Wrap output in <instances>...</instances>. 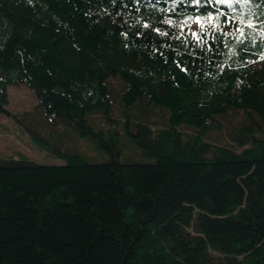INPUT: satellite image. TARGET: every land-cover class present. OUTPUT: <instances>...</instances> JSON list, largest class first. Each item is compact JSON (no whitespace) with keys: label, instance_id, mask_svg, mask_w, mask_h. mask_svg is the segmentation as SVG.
<instances>
[{"label":"trees","instance_id":"1","mask_svg":"<svg viewBox=\"0 0 264 264\" xmlns=\"http://www.w3.org/2000/svg\"><path fill=\"white\" fill-rule=\"evenodd\" d=\"M263 29L264 0H0V115L27 86L106 156H0V264H264Z\"/></svg>","mask_w":264,"mask_h":264},{"label":"rangeland","instance_id":"2","mask_svg":"<svg viewBox=\"0 0 264 264\" xmlns=\"http://www.w3.org/2000/svg\"><path fill=\"white\" fill-rule=\"evenodd\" d=\"M252 27L259 29L253 23ZM264 30V29H263ZM112 92L116 98L114 107V116L119 118L121 115L120 96L122 82L117 78L112 79ZM9 109L18 116V120H13L6 115H0V156L3 158H18L19 154L32 159L36 162L47 164H61L62 160L56 159L46 152L40 150L29 137L28 132L39 133L44 136L51 144L62 145L69 151L81 154L91 160H104L106 156L99 151L97 146L86 139L79 137L73 130L64 125L55 128L49 124L37 109V98L35 93L27 86H10L9 87ZM144 115L158 124H164L168 117V111L155 112L152 105L139 103L133 113L135 115ZM237 123L241 115L234 116ZM93 123L101 125L102 117L96 115L92 117ZM210 139L219 144L228 142L227 135L224 131H213L210 133ZM124 153L127 156H139V151L129 140L125 141Z\"/></svg>","mask_w":264,"mask_h":264}]
</instances>
